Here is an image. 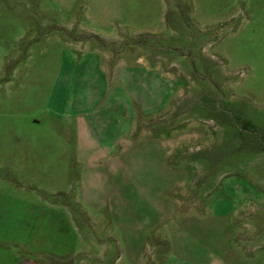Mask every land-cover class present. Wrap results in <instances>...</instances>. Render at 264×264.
I'll return each instance as SVG.
<instances>
[{"label":"rangeland","instance_id":"obj_1","mask_svg":"<svg viewBox=\"0 0 264 264\" xmlns=\"http://www.w3.org/2000/svg\"><path fill=\"white\" fill-rule=\"evenodd\" d=\"M0 142L105 264H264V0H0Z\"/></svg>","mask_w":264,"mask_h":264},{"label":"crops","instance_id":"obj_2","mask_svg":"<svg viewBox=\"0 0 264 264\" xmlns=\"http://www.w3.org/2000/svg\"><path fill=\"white\" fill-rule=\"evenodd\" d=\"M18 159L39 162L35 154ZM10 163L15 162L0 156V170L12 168L14 174L16 168ZM13 174L0 172V264H66L74 257L79 258L74 264H105L107 249L101 239L88 235L83 247L73 246V223L91 228L98 224L79 202L66 193L27 185ZM10 178L15 186H9ZM89 245L98 252L93 253Z\"/></svg>","mask_w":264,"mask_h":264}]
</instances>
